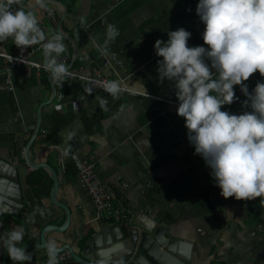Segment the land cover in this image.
Masks as SVG:
<instances>
[{
    "label": "crops",
    "instance_id": "1",
    "mask_svg": "<svg viewBox=\"0 0 264 264\" xmlns=\"http://www.w3.org/2000/svg\"><path fill=\"white\" fill-rule=\"evenodd\" d=\"M23 3L31 7L34 0ZM198 3L50 0L47 7L51 14L34 9L46 36L55 32L63 36L66 51L62 54L70 56L71 68L101 72L145 95L123 94L114 100L97 90L80 103L85 85L77 81L54 82L44 70L20 65L13 72V89L4 90L0 74V215L7 231L21 224L29 226L31 264H45L47 250L37 245L42 227L63 226L67 218L66 209L50 198V173L30 166L22 155L31 138L32 163L51 168L58 180L55 200L69 211L67 228L46 232V241L55 240L58 247L68 244L78 253L93 235H98L102 244L104 230L133 221L140 226H161L165 235L176 241L175 254L169 255L171 264H264L261 198L222 197L211 169L188 140L185 119L177 115L178 106L168 107L155 99L178 101L174 82L159 80L157 62L163 58L154 49L157 39L166 42L169 31L182 27L191 33L189 47H208L202 38L205 25L196 13ZM108 24L120 31L109 54L116 53L121 63L110 68L102 67L100 51L89 38L96 37L103 45ZM16 48L12 38L0 42L2 52L13 53ZM33 58L43 63V51ZM1 65L0 58V69ZM257 82H264L258 71L244 82L249 93ZM233 87L238 99L221 110L236 115L251 112L244 104L248 98L241 87ZM97 96L107 99L108 111L100 108ZM71 152L96 163L116 203L127 209V221L117 224L94 219L91 199L79 183ZM120 179L128 186L123 188ZM37 208L44 209L45 215L37 212L30 223L26 216L20 217L21 212L32 214ZM125 246L123 240L115 241L109 246L102 244L97 251L108 252L114 259Z\"/></svg>",
    "mask_w": 264,
    "mask_h": 264
},
{
    "label": "clouds",
    "instance_id": "2",
    "mask_svg": "<svg viewBox=\"0 0 264 264\" xmlns=\"http://www.w3.org/2000/svg\"><path fill=\"white\" fill-rule=\"evenodd\" d=\"M49 2L34 0L26 7L23 0H0V42L12 38L22 53L41 45L43 69L54 82L62 83L70 75L58 59L66 51L64 38L59 32L46 36L34 12L39 7L51 14ZM196 13L205 25L202 38L208 47H189L191 33L182 27L169 31L166 42L157 39L154 49L163 58L157 62L159 80L174 82L177 115L185 119L188 140L211 169L220 195L243 201L261 198L264 206V82H257L251 93L244 83L257 71L264 77V0H199ZM119 36L117 26L108 24L103 45L96 37L89 38L101 55L107 56ZM234 85L248 98L244 104L251 112L236 115L221 110L238 99ZM101 86L114 100L119 99L120 81L110 80ZM96 99L100 108L108 111L107 99ZM37 212L45 215L44 209L37 208L26 222H32ZM24 236L21 226L0 233V247L13 264H31L32 254L19 246ZM45 247L47 264H60L56 241H46Z\"/></svg>",
    "mask_w": 264,
    "mask_h": 264
},
{
    "label": "built area",
    "instance_id": "3",
    "mask_svg": "<svg viewBox=\"0 0 264 264\" xmlns=\"http://www.w3.org/2000/svg\"><path fill=\"white\" fill-rule=\"evenodd\" d=\"M13 8H15V6H13ZM40 50H42V47L41 45L37 44L27 48L23 53L19 48H16L13 53H5L0 51V58L2 59V65L0 69V74L2 76L1 88L4 90L13 89V72L16 67L20 65H28L32 68H35L36 70H44L42 63L33 58V55ZM99 55L101 58L102 67L110 68L121 63L120 58L116 53H111L107 56H103L101 53H99ZM69 58L70 56L68 54H62L58 59L69 68L70 75L64 79L65 81H77L85 85L84 91L79 98L80 103L85 99L86 95H89V91L91 93L97 90L104 91L103 87L101 86L104 82L116 80L102 74L101 72L91 73L90 71H86L82 68L73 69L68 65ZM120 83L122 88L120 95H145L140 91L130 88L122 81H120ZM155 99L163 102L168 107L178 106L179 104L178 101L164 99L161 97H155ZM22 155L25 158L24 151H22ZM69 156L76 168L80 185L86 190L91 199L94 210V219L117 224L127 221V209L116 203L115 195L104 182L96 163L88 158H80L73 152H71ZM120 183L123 188L128 186L124 180L120 179ZM71 259V253L67 249L62 250L58 255V260L60 263L69 261ZM47 261L48 256H46L44 259L45 264H47Z\"/></svg>",
    "mask_w": 264,
    "mask_h": 264
},
{
    "label": "water",
    "instance_id": "4",
    "mask_svg": "<svg viewBox=\"0 0 264 264\" xmlns=\"http://www.w3.org/2000/svg\"><path fill=\"white\" fill-rule=\"evenodd\" d=\"M40 117V112L38 113ZM39 130V124L35 129V134ZM32 138L27 143L24 149V155L27 163L30 166L42 167L47 169L53 179V188L50 193V198L53 203L66 209L67 218L65 225L56 226L52 224L45 225L40 231V242L37 244L41 248H45V233L48 231L63 232L69 224V211L59 201L55 200V193L58 187V180L51 168L45 164L40 163L34 165L29 156V146L32 142ZM21 202V199H20ZM108 229V230H107ZM103 231V242L105 246L111 245L115 241H124V252L117 258L112 259L108 252L104 254L100 250L102 244L99 243V236L93 235L89 238L84 247L78 253L72 249L68 244L60 246V252L64 249L70 251L72 261L75 264H117L119 261H123V264H171L170 254H175V240L165 235L166 230L161 226L148 225L140 226L131 221L125 224V226H117V228H107ZM7 231L5 220L0 215V233ZM162 248V249H160ZM7 252L0 247V264H6ZM61 264V263H60Z\"/></svg>",
    "mask_w": 264,
    "mask_h": 264
},
{
    "label": "trees",
    "instance_id": "5",
    "mask_svg": "<svg viewBox=\"0 0 264 264\" xmlns=\"http://www.w3.org/2000/svg\"><path fill=\"white\" fill-rule=\"evenodd\" d=\"M193 3L195 2V0H191ZM65 5V4H64ZM65 8H66V10H68V6L67 5H65ZM37 175L39 176V174L37 173ZM30 179L31 180H33V175L32 174H30ZM37 181H39L38 179H36ZM35 180V181H36ZM34 181V180H33ZM28 215H30V213H28V212H21V214H20V217L21 216H28ZM21 226L24 228V230H25V236H24V240H23V242L19 245L20 247H25L26 249H28L27 247L30 245V243H31V238H30V232H29V226L27 225V224H21ZM79 244L80 245H82V241H80L79 242ZM7 264H11V263H13L12 261H11V259L9 258V256H8V254H7Z\"/></svg>",
    "mask_w": 264,
    "mask_h": 264
},
{
    "label": "flooded vegetation",
    "instance_id": "6",
    "mask_svg": "<svg viewBox=\"0 0 264 264\" xmlns=\"http://www.w3.org/2000/svg\"><path fill=\"white\" fill-rule=\"evenodd\" d=\"M6 261H7V255H6ZM6 264H7V262H6Z\"/></svg>",
    "mask_w": 264,
    "mask_h": 264
}]
</instances>
